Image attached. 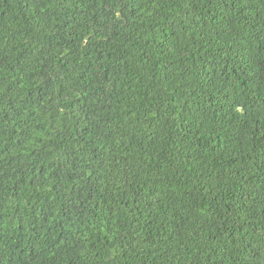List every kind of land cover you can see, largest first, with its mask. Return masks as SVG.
<instances>
[{"label": "trees", "instance_id": "trees-1", "mask_svg": "<svg viewBox=\"0 0 264 264\" xmlns=\"http://www.w3.org/2000/svg\"><path fill=\"white\" fill-rule=\"evenodd\" d=\"M0 264H264V0H0Z\"/></svg>", "mask_w": 264, "mask_h": 264}]
</instances>
